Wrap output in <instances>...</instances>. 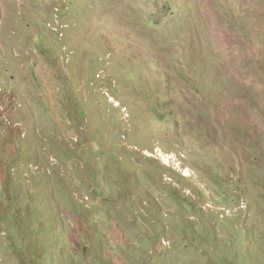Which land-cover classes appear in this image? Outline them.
Masks as SVG:
<instances>
[{
    "label": "rangeland",
    "instance_id": "1",
    "mask_svg": "<svg viewBox=\"0 0 264 264\" xmlns=\"http://www.w3.org/2000/svg\"><path fill=\"white\" fill-rule=\"evenodd\" d=\"M0 264H264V0H0Z\"/></svg>",
    "mask_w": 264,
    "mask_h": 264
}]
</instances>
